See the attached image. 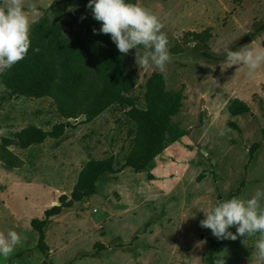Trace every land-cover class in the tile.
<instances>
[{"label":"rangeland","instance_id":"obj_1","mask_svg":"<svg viewBox=\"0 0 264 264\" xmlns=\"http://www.w3.org/2000/svg\"><path fill=\"white\" fill-rule=\"evenodd\" d=\"M126 2L163 23L171 54L165 72L135 62L142 46L123 55L110 35L94 34L101 24L88 0H25L26 11L35 4L40 13L31 17V46L0 75V232L14 230L22 241L0 264H214L221 252L225 264H256L259 234L217 240L200 221L221 200L264 189V65L249 76L246 66L229 67L226 58L228 49H264V0ZM110 48L136 79L127 95L135 110L145 109V84L154 73L163 75L167 93L184 97L169 122L185 136L139 173L123 167L138 129L130 108L112 101L107 80L93 83L94 64ZM44 84L50 95L32 98ZM235 101L249 113L230 116ZM60 126V138L38 144L28 145L22 135L29 127L48 134ZM109 158L118 174L104 175L94 196L45 221L48 251H36L30 222L42 221L58 198H69L88 161Z\"/></svg>","mask_w":264,"mask_h":264},{"label":"clouds","instance_id":"obj_2","mask_svg":"<svg viewBox=\"0 0 264 264\" xmlns=\"http://www.w3.org/2000/svg\"><path fill=\"white\" fill-rule=\"evenodd\" d=\"M51 5V4H50ZM49 5V7H50ZM94 20L100 22L94 34L110 35L118 51L127 55L130 50L142 46L143 55L135 62L143 69L156 68L161 73L171 62L167 34L162 31L163 23L149 9L126 0H88ZM35 4L25 10V0H0V75L22 61L31 46V17H39ZM81 19H84L82 16ZM39 51V49H35ZM226 58L229 67L246 66L249 76L264 65V49H228ZM227 129L220 132L226 134ZM2 134V133H0ZM200 221L202 228L210 229L217 240H236L237 237H252L259 234L256 241V264H264V189H257L248 199L232 197L221 200L211 210L204 213ZM235 228L233 233L230 228ZM21 235L9 230L0 232V258L8 260L21 244ZM214 264H225V255Z\"/></svg>","mask_w":264,"mask_h":264},{"label":"trees","instance_id":"obj_3","mask_svg":"<svg viewBox=\"0 0 264 264\" xmlns=\"http://www.w3.org/2000/svg\"><path fill=\"white\" fill-rule=\"evenodd\" d=\"M262 31H264V26ZM186 36L195 40L198 39V36L194 34H186ZM52 45L53 43H50L48 47ZM46 74L47 69L39 71L40 78H45ZM26 79L30 80L31 83L34 81L32 76H28ZM101 80H107L114 90L115 96L112 100L114 103L130 108V117L138 126L135 147L124 161L123 167L125 169H130L135 173L144 171L148 164L162 153L166 144L175 143L185 136V132L176 130L169 122V119L181 108L184 97L181 91L176 93H167L165 91L162 74L154 73L147 80L143 94L145 109L141 112L135 110L131 101L127 98V95L135 86L136 79L127 71L123 62L111 48L103 50L98 62L94 64L93 83L98 84ZM84 81V79L78 80V82ZM49 95L50 88L47 84H44L41 89L32 92V98L34 99ZM56 103H59V101L56 100ZM102 111L99 108L91 113L85 123L96 118ZM248 113V108L238 101H235L228 109V114L234 117ZM62 115L66 119L75 118L74 114L69 116L71 118H67L68 116L65 113H62ZM231 127L236 130V126L231 124ZM62 134V126L54 128L48 134L32 127L22 132L28 145L42 143L46 138L57 139ZM7 167L10 170L14 169L11 163ZM113 174H118V172L113 170L111 158L104 161H88L78 174L69 198L65 196L58 198L57 205L43 213L42 221L32 220L30 222L31 231L38 237L35 250L43 255H46L48 251L44 244L43 235L45 221L59 216L62 211L70 210L74 204L94 196L97 181L104 175ZM96 247L100 251L103 250V246L99 244Z\"/></svg>","mask_w":264,"mask_h":264},{"label":"crops","instance_id":"obj_4","mask_svg":"<svg viewBox=\"0 0 264 264\" xmlns=\"http://www.w3.org/2000/svg\"><path fill=\"white\" fill-rule=\"evenodd\" d=\"M115 171V169H113Z\"/></svg>","mask_w":264,"mask_h":264},{"label":"bare ground","instance_id":"obj_5","mask_svg":"<svg viewBox=\"0 0 264 264\" xmlns=\"http://www.w3.org/2000/svg\"><path fill=\"white\" fill-rule=\"evenodd\" d=\"M251 118H252V116H251Z\"/></svg>","mask_w":264,"mask_h":264}]
</instances>
